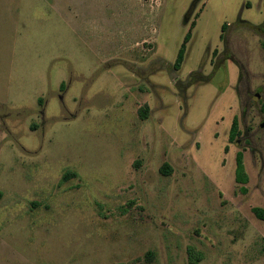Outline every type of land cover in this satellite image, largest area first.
<instances>
[{"label": "rangeland", "instance_id": "1", "mask_svg": "<svg viewBox=\"0 0 264 264\" xmlns=\"http://www.w3.org/2000/svg\"><path fill=\"white\" fill-rule=\"evenodd\" d=\"M263 43L264 0H0V264H264Z\"/></svg>", "mask_w": 264, "mask_h": 264}, {"label": "trees", "instance_id": "2", "mask_svg": "<svg viewBox=\"0 0 264 264\" xmlns=\"http://www.w3.org/2000/svg\"><path fill=\"white\" fill-rule=\"evenodd\" d=\"M190 37V32H187L186 35L183 38V43L181 45V47L178 50L177 56H176V60H175V64L174 66L176 68L179 67L182 59H183V54H184V44L186 43V41L189 39ZM263 47H264V43H263ZM144 115V114H143ZM142 116V114H141ZM239 134V129H238V120L237 118L234 116L232 118V122L230 124V128H229V140L233 141L235 139L236 136H238ZM167 164H163L161 167V171L164 173H167L168 170H166L167 168ZM73 175V173H66L65 177L67 176ZM247 175L244 171V165H243V156L241 152H237L236 156H235V181L237 183H241V184H245L247 182ZM252 212L254 214V216L263 221L264 222V208L261 207H252ZM150 253V252H148ZM151 254V253H150ZM187 255H188V264H198L199 261L201 260V254L198 252H195L194 249H192L191 247L187 248Z\"/></svg>", "mask_w": 264, "mask_h": 264}, {"label": "flooded vegetation", "instance_id": "3", "mask_svg": "<svg viewBox=\"0 0 264 264\" xmlns=\"http://www.w3.org/2000/svg\"><path fill=\"white\" fill-rule=\"evenodd\" d=\"M240 23V22H239ZM243 24V23H242ZM247 25H248V23H247ZM249 26V25H248ZM249 87V86H248ZM263 105H264V101H263ZM261 125H264V120H263V122H261Z\"/></svg>", "mask_w": 264, "mask_h": 264}, {"label": "crops", "instance_id": "4", "mask_svg": "<svg viewBox=\"0 0 264 264\" xmlns=\"http://www.w3.org/2000/svg\"><path fill=\"white\" fill-rule=\"evenodd\" d=\"M246 4H248V3H246Z\"/></svg>", "mask_w": 264, "mask_h": 264}]
</instances>
